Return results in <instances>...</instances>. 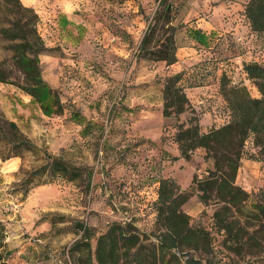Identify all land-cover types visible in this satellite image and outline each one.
<instances>
[{"label":"rangeland","instance_id":"1","mask_svg":"<svg viewBox=\"0 0 264 264\" xmlns=\"http://www.w3.org/2000/svg\"><path fill=\"white\" fill-rule=\"evenodd\" d=\"M79 1V20L60 35L44 32L32 7L45 44L38 54L41 76L56 90L60 111H42L20 87L24 76L12 60L9 41L0 34V69L7 79L0 81V122L6 133L10 130L5 120H12L42 150L62 153L93 169L87 193L72 181L57 179L35 184L23 195L20 183L26 178L24 171L37 163L34 156L24 152L23 159L0 160V221L9 264H99L93 253L96 238L112 221L129 222L141 237L155 240L160 178H172L185 187L194 171L203 176L211 166L201 147L189 159L179 155L172 136L175 118L162 115L164 78L173 72H166L163 63L137 57L138 29L148 23L158 0ZM246 1L172 0L173 22L178 25L175 51L187 58L179 57L176 65L184 91L194 88L190 94L199 100L191 106L203 131L229 119L219 92L222 73L230 83H244L258 96L242 64L264 63V31L250 28ZM3 9L0 4V25ZM197 27L205 31L200 39L193 35ZM61 35L64 40L57 39ZM72 110L102 123V130L83 134L82 125L70 117ZM190 114L181 113L179 120ZM255 155L248 137L235 183L249 192L252 202H262L258 191L264 188V162ZM181 207L189 224L203 226L210 236L208 246L185 248L187 255L207 258V264H264L263 212L228 213L225 220L232 222L233 233L226 241L230 245H225V232L212 215L218 207L214 200L205 204L193 190ZM177 254L180 264L186 254ZM119 262H124L122 257Z\"/></svg>","mask_w":264,"mask_h":264},{"label":"trees","instance_id":"2","mask_svg":"<svg viewBox=\"0 0 264 264\" xmlns=\"http://www.w3.org/2000/svg\"><path fill=\"white\" fill-rule=\"evenodd\" d=\"M0 4L4 5L5 12L0 34L9 41L7 46L12 53V60L24 76L20 87L38 102L42 111L47 112L50 107L60 111L56 90L41 76L38 54L45 49V44L36 30V12L20 0H0ZM175 13L172 0H158L140 39L138 58L164 60L166 64L176 60L175 35L178 25L173 22ZM244 15L253 31H264V0H247ZM200 32L201 29L197 27L193 35L200 39ZM242 68L256 87L258 96L252 95L244 83H230L222 73L219 92L229 109V119L205 131L201 129L199 117L194 113L184 91L182 73L177 71L165 76L161 112L165 118H175L172 136L179 155L189 159L192 151L201 147L204 150V160H210L211 166L203 176L194 172L190 183L184 188L172 178H160L158 202L155 204L159 227L154 234L155 240L141 237V233L129 222L112 221L96 238L93 253L99 264H178L180 259L177 253L185 255V248L208 246V230L201 225H190L189 215L181 207L193 190L197 192L201 202L206 204L212 199L218 204L212 215L217 227L225 232V245H230L226 241L231 240L233 233L232 222L225 220L228 213L232 215L245 209L249 213L254 212V215H257V211L264 215V200L252 202L249 192L235 183L243 146L248 137L256 148V158L264 162V63L243 62ZM0 81H7L1 69ZM49 96L52 97L51 101L44 102ZM187 110L192 114L185 121L179 120L180 114ZM70 117L82 125L83 134L93 128L99 131L103 128L102 123L86 118L77 110H72ZM5 121L10 131L6 133L0 122V160L11 156L23 159V153L29 152L37 161L29 171L25 170L23 173L26 175L20 183L23 195L35 184L49 183L57 179L74 182L82 193L89 191L93 173L89 164L73 162L62 153L42 150L21 133L14 121ZM258 192L264 197V188ZM257 218L261 220L260 217ZM80 226L85 228L82 224ZM2 229L3 224L0 221V264H9L6 260ZM120 257L123 258V263L119 262ZM207 262V258L186 254L180 264Z\"/></svg>","mask_w":264,"mask_h":264},{"label":"crops","instance_id":"3","mask_svg":"<svg viewBox=\"0 0 264 264\" xmlns=\"http://www.w3.org/2000/svg\"><path fill=\"white\" fill-rule=\"evenodd\" d=\"M20 1L24 5L31 6L34 8V10L37 12V14L39 16V19H40L41 24L43 26L44 32H46L47 34H50V35H52L53 33H56V34L58 33L60 35V33L63 31L64 27L73 26L74 23H76L79 20L80 14L76 11V9H78V7H79V2H80L79 0H20ZM38 24H39V22H38ZM38 24H37V26H38ZM147 24L143 27V29H138V34L136 36L137 49H138L140 39H141L145 29H146ZM198 24L199 23H197V25ZM37 31L41 36L42 32H40L39 27H37ZM202 31H204V30L201 29V32ZM56 36H58V35H56ZM110 37H111V39L116 38V36H110ZM57 39H59V40L63 39L64 40L65 36L61 35ZM177 48L179 49L181 47L178 46ZM175 52H176V60L170 64H166V62L164 60H155L153 62L156 64L163 63V67H164V69H166V72H169L170 70L173 73L177 72L179 69V68H177V65H180L179 57H181L183 61H186L187 58L183 57L182 52H179V51H175ZM190 89H194V88L186 87L185 93L188 96L190 103L193 106H195L194 101H199V100H197L198 98L194 97V95L191 96L190 93L193 94L194 90L190 91ZM161 103H162V101H160V104ZM172 132H173V130H172ZM190 181L188 182V184L190 183ZM181 188H184V187H181Z\"/></svg>","mask_w":264,"mask_h":264}]
</instances>
